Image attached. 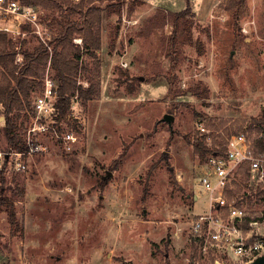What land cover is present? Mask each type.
I'll return each instance as SVG.
<instances>
[{
    "label": "rangeland",
    "instance_id": "obj_1",
    "mask_svg": "<svg viewBox=\"0 0 264 264\" xmlns=\"http://www.w3.org/2000/svg\"><path fill=\"white\" fill-rule=\"evenodd\" d=\"M118 2L121 13L109 14L108 4ZM98 4L104 9L100 95L87 105L72 103L76 128L56 121L63 131L79 135L73 150L50 132H36L33 138L44 150L24 156L23 170L14 160L7 164L0 193L16 199L24 233L11 235L0 205V264H211L198 247L195 252L189 236L193 214L209 210V195L197 181L202 161L193 143L202 137L211 149L208 135L223 147L233 133L247 131L256 138L260 133L252 119L264 112V0ZM186 8L178 26L175 15ZM59 13L43 9L41 34L8 32L19 51L16 61L23 59L21 47L33 49L40 41L52 50L56 29L47 24ZM75 38L83 46V39ZM47 73L54 78L50 60ZM78 83L89 85L84 72ZM201 89L206 92L198 94ZM34 115L31 111L26 126ZM3 120L1 115L5 151L10 147ZM246 167L230 197L249 215L264 218L259 184Z\"/></svg>",
    "mask_w": 264,
    "mask_h": 264
},
{
    "label": "trees",
    "instance_id": "obj_2",
    "mask_svg": "<svg viewBox=\"0 0 264 264\" xmlns=\"http://www.w3.org/2000/svg\"><path fill=\"white\" fill-rule=\"evenodd\" d=\"M101 0H79L75 3L73 0H22L27 5L59 11V15H52L47 24L50 29L55 28L51 41L52 50L40 41V44L33 49L22 48L23 59L16 61V55L19 52L16 49V43L7 31L0 30V104L3 111L0 114L4 116L3 129L6 135L8 147L18 151L25 152L29 150V145L25 140V134L28 126L26 121L30 118L31 111L34 110V100L43 90L46 68L50 60L54 69V78L58 80V98L54 118L57 121H64L69 126L77 127V119L71 118L73 97L78 96L83 105L88 101L100 95V74L101 63L98 51L102 45V21L104 9L98 3ZM137 4H143L145 0H135ZM238 3L243 0H236ZM108 13H121L122 4L109 3ZM189 12L188 8L178 12L175 15L176 24L180 18H185ZM179 26V25H178ZM188 33L189 41L193 42L190 29ZM25 30H31L30 25H24ZM178 29L179 27L176 26ZM174 29L172 35L173 43L178 40V30ZM82 36L83 46L76 43L74 38ZM22 43H26L25 40ZM202 44H198L201 52ZM80 71L84 72L89 83L84 87L78 83ZM206 92L201 89L198 94ZM257 125L264 130V112L260 117H254L252 124ZM263 128V129H262ZM194 151L199 155L201 161H204L210 149L201 138L194 141ZM258 148L264 146V136L256 138ZM123 157V154L121 155ZM8 162L6 161L0 169V176L3 174ZM113 169L118 168V163H114ZM246 174L249 168L246 167ZM152 171V170H151ZM150 171V173H151ZM256 194L264 199V187L258 185ZM240 197L238 196V200ZM0 205L4 206L8 213V219L11 224V235L16 236L24 233V225L19 221L17 215L16 199L7 195L4 191L0 193ZM251 217L247 218L249 221ZM193 249L197 251V245L193 243ZM192 249V255L193 254ZM132 264V263H129ZM206 264V263H203Z\"/></svg>",
    "mask_w": 264,
    "mask_h": 264
},
{
    "label": "built area",
    "instance_id": "obj_3",
    "mask_svg": "<svg viewBox=\"0 0 264 264\" xmlns=\"http://www.w3.org/2000/svg\"><path fill=\"white\" fill-rule=\"evenodd\" d=\"M42 13L43 9L27 5L22 0H0V30L10 32L14 37L30 31L41 34L38 17ZM26 24L30 25V31L23 28ZM75 40L82 42L81 38ZM57 98L58 86L47 73L43 90L34 100L35 115L25 134L29 150L22 152L12 147L0 150V169L6 161L10 163L14 160L16 168L23 170L27 167L24 156L44 150L33 138L36 132H50L67 151L73 150L79 135L73 130L63 131L56 125L54 111ZM77 100L75 95L73 103ZM48 117L51 121L55 119V123H50ZM70 117L79 118L73 113ZM201 129L202 135H205L206 127L201 125ZM259 132L258 138L263 137L264 130ZM206 138L213 151L199 165L202 171L197 181L202 191L209 195V210L193 214L189 224L190 239L203 256L209 257L211 264H251L264 255V218L249 215L245 206L230 197V190L239 170L245 166H248L257 184L264 185V146L258 148L256 137L247 131L231 134L223 147L220 139H213L212 135ZM198 196L196 194L195 197ZM248 217H251L249 221Z\"/></svg>",
    "mask_w": 264,
    "mask_h": 264
},
{
    "label": "water",
    "instance_id": "obj_4",
    "mask_svg": "<svg viewBox=\"0 0 264 264\" xmlns=\"http://www.w3.org/2000/svg\"><path fill=\"white\" fill-rule=\"evenodd\" d=\"M166 120L171 121L172 116L167 114L164 117ZM251 264H264V255L259 256L255 261H253Z\"/></svg>",
    "mask_w": 264,
    "mask_h": 264
},
{
    "label": "crops",
    "instance_id": "obj_5",
    "mask_svg": "<svg viewBox=\"0 0 264 264\" xmlns=\"http://www.w3.org/2000/svg\"><path fill=\"white\" fill-rule=\"evenodd\" d=\"M0 106L2 107V105H1V104H0ZM1 107H0V108H1Z\"/></svg>",
    "mask_w": 264,
    "mask_h": 264
}]
</instances>
